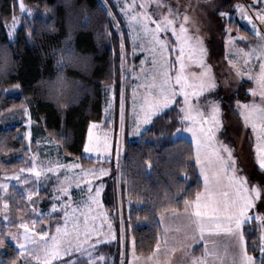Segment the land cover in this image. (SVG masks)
<instances>
[{"label": "trees", "instance_id": "1", "mask_svg": "<svg viewBox=\"0 0 264 264\" xmlns=\"http://www.w3.org/2000/svg\"><path fill=\"white\" fill-rule=\"evenodd\" d=\"M106 1L117 27L100 0H22L31 14L21 17L13 39H9L6 25L20 14L19 5L16 0H0V177L28 163L21 126L2 123L5 118L21 119L25 106L34 121L33 130L54 140L67 159L81 166L102 164L82 155L87 129L91 121L101 120L103 91L109 85L113 86L116 114L122 63L124 58L129 61L130 55L121 17L111 1ZM234 1H227L223 10ZM232 28L252 41L244 27L234 24ZM248 85H240L229 99L230 106L247 100ZM179 104L177 97L140 135L124 142L118 166L104 162L111 169L103 204L113 214L116 239L95 247L94 257L102 256V264H126L131 238L137 254H151L161 236L159 214L182 210L185 201L193 200L202 189L191 142L172 139L180 125ZM222 137L233 144L225 129ZM15 194L11 190L6 197L0 193V240L6 249L0 264H22L6 237L24 202L22 197L13 200ZM7 200L10 224L4 222ZM243 233L247 252L261 264L264 257L255 223H245Z\"/></svg>", "mask_w": 264, "mask_h": 264}, {"label": "rangeland", "instance_id": "2", "mask_svg": "<svg viewBox=\"0 0 264 264\" xmlns=\"http://www.w3.org/2000/svg\"><path fill=\"white\" fill-rule=\"evenodd\" d=\"M16 1L19 5L20 0ZM100 1L104 7L107 6L110 9L106 0ZM110 1L121 17L124 31L128 37L130 55L128 57L129 61L126 62L127 58H124L122 63V88L116 114L114 113L113 86L109 85L103 91L104 102L101 120L91 121L87 129L85 143H89V128L92 125H95L91 129L94 140L98 138L102 144L105 136L108 138L110 147L107 151L85 152L83 146L82 155L84 157L99 160L102 164L81 166L76 160L67 159L54 140L33 130L34 121L31 118L28 106H25L21 119L5 118L2 121L4 125L8 126L19 124L21 126V135L27 143L28 163L16 172L0 177V193L3 196L6 197L9 190H11L17 193L13 196V200L17 202V197L24 199L21 210L16 213V225L12 230L8 231L6 236L7 240L13 244L14 250L22 261V264H37V262L33 261L27 255V252L23 255L20 254L18 242L26 243L24 241L26 230L20 227V225L27 224L32 229L29 235L39 241V237L35 236V233L48 231L50 234H55L57 223L63 226L65 211L69 213V228H71L73 218L79 220L82 229L80 240L84 241V243L81 245V251L73 250L70 255L62 258L68 257L65 261H73L74 264H102V256L94 257L93 252L95 247L116 239V231L112 219L113 214H110L103 204V193L111 169L104 162L112 161L114 166H118L124 142L136 138L149 126L150 123H141L137 130V120L143 116L140 105L149 92L147 86L153 82L154 78L158 82L162 77V73L168 71L174 80L176 70L179 69L180 65L175 62L176 56L179 55V43L172 34V27H175L177 33H179L181 23H185L189 36L201 38L203 47L207 50L204 60L207 65L211 66V75L215 77L217 84L214 90L206 92L200 97L198 104L196 98L193 97V105L207 115V102L216 101L219 103L223 127L216 132V140L228 145L232 149L236 162V174L247 177L249 186L257 184L264 188V171L259 168L256 161L254 149L255 135L250 125L245 127L243 117L239 114L241 109L237 107V101H234L232 106H230L229 102L231 96L237 93L242 83H249L245 89V92L249 96L246 101H239L240 104L260 103L256 77L260 72L261 63H264V33L258 26V17L253 11H261V14H264V0H236L226 9L227 11L223 10L222 7H225L224 4L230 0ZM141 4L144 5L143 9L139 7ZM257 4L260 5L258 8L255 7ZM126 5L128 6L127 16L121 12V8H124ZM169 8L172 10L171 15H169ZM26 9L29 8L26 7ZM221 12L228 13V15L221 16ZM185 14L190 18L188 22L183 20ZM23 15L30 16L28 12L22 13L20 10V14L16 16L17 27ZM134 15H141L143 17L142 22H130L129 17ZM166 16L168 19L174 20L173 26L168 27L167 31L155 33L154 36L153 32L156 24L152 23V21L160 22L163 27L166 23L164 20ZM110 17L113 21V12ZM11 24L12 20L6 25L9 39H13L17 28L12 29ZM234 24L236 27H244L249 32V36L251 34L252 41L248 39L247 35L234 30L232 28ZM253 25H255V28ZM145 26H147L149 31H145ZM10 32L11 35H9ZM257 32H259V35H257ZM157 38L164 41L167 47L157 43ZM191 43L193 45L196 44V40L193 39ZM173 47L175 51H172ZM187 51L186 46L184 58L186 64L184 69L185 74L188 75L193 72L202 71L203 69L193 60L188 59ZM237 70L241 73L240 75H237ZM251 89L257 90L255 97L252 95ZM122 96L123 126L121 120ZM177 97L180 99V125L173 132L172 139H186L190 141L193 147L195 164H197V144L193 139L192 132L187 131V129L193 126L199 127V125L194 124L193 120L184 119L186 113L181 111L185 107L183 97ZM192 115L197 120L199 119V117H196L195 112ZM224 129L228 133L233 143L232 145L222 137ZM203 156L204 153L201 152L202 160ZM197 167L202 178V184L204 185L201 191L202 194L205 190L204 176L201 175V166L197 164ZM32 168L35 171H28V169ZM37 172L40 173L39 176L36 175ZM117 180L118 182L122 181L120 168H118ZM97 188H100L98 197L96 196ZM41 190H43L42 193L46 192V196H41ZM94 200L98 201V203L94 202ZM53 204L56 205L55 209H53ZM9 205L10 202L8 200L4 202V211L6 212V216L4 217L5 224H10L11 222L7 215ZM13 206L20 207L18 204H13ZM249 212L252 219L247 221V223L252 221L255 223L257 236L262 247L264 246V240H262V237H264V220L256 219V217L264 216V200H257L255 207L249 209ZM85 217L88 218L89 229H95L87 239H85L83 231ZM159 222L164 233L173 236L174 239L172 238V240H175L177 243L185 245L190 244V239L187 238L197 228L193 223L191 209L188 211L164 212L159 215ZM120 235L122 239L123 233L121 232ZM13 236L16 237L15 240L12 239ZM193 236L191 234V238ZM216 236L218 241L231 239L236 242L237 240L235 235L224 232L217 233ZM178 238L181 239L176 240ZM47 239H50V237ZM163 239L162 236L160 240L162 243ZM191 240L192 243L196 242L195 239ZM26 247L31 250L33 245L26 243ZM5 250V245L1 244L0 262L3 259ZM178 252L185 253L182 250ZM153 261V255L144 256L135 252L133 239L131 238L126 264H152ZM174 261L171 264H176Z\"/></svg>", "mask_w": 264, "mask_h": 264}, {"label": "snow or ice", "instance_id": "3", "mask_svg": "<svg viewBox=\"0 0 264 264\" xmlns=\"http://www.w3.org/2000/svg\"><path fill=\"white\" fill-rule=\"evenodd\" d=\"M127 7L126 5L124 8H121V12L126 16ZM139 7L143 9L144 5L141 4ZM19 8L22 13L28 12V14H31V10L26 9L22 0H20ZM105 11H107L109 16H112V12L107 6H105ZM171 13L172 10L169 8V15ZM220 15L225 16L228 13L221 12ZM258 18L264 20V14H258ZM142 19L143 17L141 15L129 17L130 22H142ZM189 19V16L185 14L183 20L188 22ZM164 20L166 23L163 27L160 22L152 21V23L156 24L153 32L154 36L155 33L167 31L168 27L173 26V19H168L166 16ZM113 22L116 23L114 17ZM16 27L17 18L13 16L11 28L15 29ZM253 27L255 28V25ZM145 31H149L147 26H145ZM172 34L179 43V55L176 56L175 62L180 67L176 70L174 80L169 72L165 71L162 73V77L158 82L154 78L153 82L147 86L149 92L140 105L143 116L137 120V130L141 123H150L153 116L176 102L177 96L183 97L185 107L181 111L186 113L184 119L193 120L194 124L199 125V127H189L187 131L192 132L193 139L197 144L196 163L201 166V175L204 176L205 183L204 193H198L196 199L192 202L185 201V211L191 209L193 223L202 234L201 238H203L204 232H224L235 235L240 244V264H255L254 258L248 255L244 247V235L241 228L244 223L252 219L249 209L255 207L257 200H264V195H262L264 188L257 184L249 186L247 177L238 176L236 174V162L232 149L228 145L216 140V132L223 127L219 103L216 101H208L207 115L192 103L193 97L196 98L198 104L200 97L204 93L210 92L217 87L215 77L211 75V66L207 65L204 60L207 50L203 47L201 38L198 36L195 38L189 36L185 23L180 24L179 33H177L175 27H172ZM9 35H11V32ZM257 35H259V32H257ZM193 39L196 40V44L194 45L191 43ZM157 43L167 47L164 41L158 38ZM186 46L188 49V59L193 60L203 69L202 71L193 72L188 75L185 74L184 69L186 64L184 58L186 55ZM121 48L123 49V44H121ZM172 51H175L174 47ZM240 74L239 70H237V75ZM256 82L259 89L260 103L253 102L241 105L237 101V107L241 109L239 114L243 117L245 127L250 125L255 135L254 149L256 161L259 168L264 171V63L260 65V72L256 77ZM250 91L254 97L257 95L256 89H251ZM121 110L123 126V96L121 97ZM193 112H195L196 117H199L198 120L192 115ZM92 127H95V125L89 128V143H85L84 151H107L110 147L107 136H105L102 144L98 138L94 140L91 131ZM201 152L204 153L203 160L201 159ZM28 171H35V169H28ZM36 175L39 176L40 173L37 172ZM99 193L100 188H97V197ZM94 202L98 203L96 200ZM55 207L56 205L53 204V209ZM68 217L69 213L65 211L64 224L61 226L57 223L55 234H50L48 231L35 233V236L39 237V241L29 235L32 229L27 224H21L20 227L26 230L24 233V241L32 244L33 248L29 250L26 247V243L18 242L20 254L23 255L27 252V255L33 261H36L37 264H53L54 261H58L59 264H74L73 261H64L62 257L70 255L73 250L81 251V245L84 241L80 240L82 229L79 220L73 218L71 228H69ZM256 219L264 220V216H257ZM83 231L85 239L90 236L92 231H95V229H89L87 217L84 218ZM48 237L50 239H47ZM12 239L15 240L16 237L13 236ZM262 240H264V237H262ZM2 243L3 240H0V244ZM259 250L262 257H264V246ZM196 264H205V262L197 261ZM261 264H264V260L261 261Z\"/></svg>", "mask_w": 264, "mask_h": 264}, {"label": "crops", "instance_id": "4", "mask_svg": "<svg viewBox=\"0 0 264 264\" xmlns=\"http://www.w3.org/2000/svg\"><path fill=\"white\" fill-rule=\"evenodd\" d=\"M196 168H197V172H198L199 178L202 183V178L200 176V172L198 171L197 164H196ZM203 186L204 185L202 184V189H203ZM201 191L199 193H201ZM195 199L196 197L189 202H192ZM185 208H186V205H184L182 210H185ZM170 211H175V210H169V212ZM165 212L167 213L168 211H165ZM158 220H159V216H158ZM243 225L241 228L242 232H243ZM176 230H179V229H176ZM191 234L194 235L192 238H191ZM191 234L187 238V239H190V244L188 245L179 244L175 240H172V238L174 239L173 236L167 235L166 233H164V231L161 228V236H160L159 242L157 246L155 247V250L151 254H149V255L154 256V261L152 264H171L173 260H175L174 262H176V264H196L197 261H203L205 262V264H240L241 250H240V244L238 242L237 237H236L237 239L236 242H234L231 239L218 241L217 236H216L217 233L204 232L203 238H201L202 234L200 233L198 227L195 229L194 232H191ZM162 236L164 238L163 243L162 241H160ZM179 239L181 238H178L176 240H179ZM191 239H195L196 242L192 243ZM244 247L246 249L245 238H244ZM180 250L185 251V253L183 252L179 253L178 251ZM248 255L250 254L248 253Z\"/></svg>", "mask_w": 264, "mask_h": 264}, {"label": "built area", "instance_id": "5", "mask_svg": "<svg viewBox=\"0 0 264 264\" xmlns=\"http://www.w3.org/2000/svg\"><path fill=\"white\" fill-rule=\"evenodd\" d=\"M253 13L256 14L258 17V14H261V11H253ZM257 23H258V26L261 28L262 32L264 33V20H261L258 18Z\"/></svg>", "mask_w": 264, "mask_h": 264}]
</instances>
